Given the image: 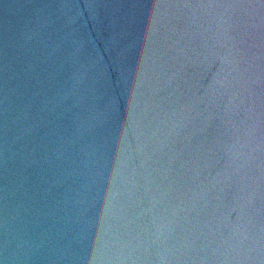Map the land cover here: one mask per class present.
Returning <instances> with one entry per match:
<instances>
[{
    "label": "water",
    "instance_id": "obj_1",
    "mask_svg": "<svg viewBox=\"0 0 264 264\" xmlns=\"http://www.w3.org/2000/svg\"><path fill=\"white\" fill-rule=\"evenodd\" d=\"M0 264H264V0H0Z\"/></svg>",
    "mask_w": 264,
    "mask_h": 264
}]
</instances>
